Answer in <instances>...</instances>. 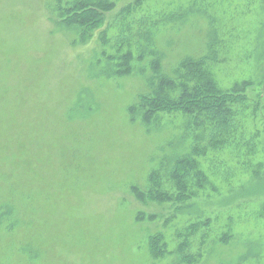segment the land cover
Returning a JSON list of instances; mask_svg holds the SVG:
<instances>
[{
	"label": "rangeland",
	"instance_id": "374dc122",
	"mask_svg": "<svg viewBox=\"0 0 264 264\" xmlns=\"http://www.w3.org/2000/svg\"><path fill=\"white\" fill-rule=\"evenodd\" d=\"M77 1L0 0V264H264V0H86L103 14L93 31L66 21ZM151 26L172 77L211 49L217 85L247 96L233 129L173 111L132 121L149 59L119 76L114 58L146 55ZM182 153L207 174L196 196L139 201L133 186Z\"/></svg>",
	"mask_w": 264,
	"mask_h": 264
},
{
	"label": "trees",
	"instance_id": "16d2710c",
	"mask_svg": "<svg viewBox=\"0 0 264 264\" xmlns=\"http://www.w3.org/2000/svg\"><path fill=\"white\" fill-rule=\"evenodd\" d=\"M110 8L111 6H108L105 9ZM62 13L69 14L66 19L68 24H79L84 26L83 29L91 28L93 31L99 29L103 23V14L98 13L95 5H87L86 0L84 2L79 0L73 6L71 4ZM147 34L148 39L145 43H141L145 47L146 55L145 53L135 54L132 50H128L118 58L110 56L111 59L119 60V68L116 71L119 76L130 75L135 69L133 64L135 60L149 59L151 73L148 74L147 82L153 91L142 96L143 100L139 110L136 106L129 108L132 121L141 119L147 127H151L156 122L158 112L173 111L183 112L190 116L198 127L209 126L212 135H222L224 132L233 129L236 123L235 119L238 116L234 105L247 96L240 94V92L224 91L217 85L212 73L206 67L207 59L211 58V49L210 52L201 57L184 58L176 69L177 76L172 77L162 71L163 53L154 41L156 31L154 32L153 26L149 28ZM177 87L180 89L177 94H173V92L169 94L168 91H175ZM167 89L169 90L167 91ZM137 113L141 116L136 117ZM198 148L199 146H196L193 149L196 151ZM194 156L195 153H182L176 157L173 154L161 163L160 168L150 173L149 184L146 188L134 185L132 192L141 202L166 203L175 201L178 203L177 209H180L184 203L196 196L195 190L203 188V182H207V174L199 167ZM166 163L168 166L165 165ZM165 171L169 174V180L172 181L170 189L164 187L161 172ZM192 178L197 185L191 184ZM149 215L150 219H156L158 216L154 213ZM138 218L145 219L146 217L142 218L139 215ZM193 227L197 228L198 225ZM161 234L153 235L149 241V251L155 257L159 256L162 251L160 249ZM183 255L186 262H195V258L188 253L184 252Z\"/></svg>",
	"mask_w": 264,
	"mask_h": 264
}]
</instances>
